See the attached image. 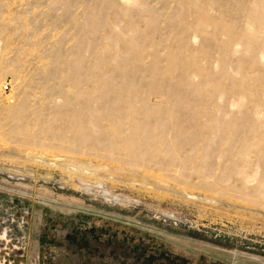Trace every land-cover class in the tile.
I'll return each instance as SVG.
<instances>
[{"label":"rangeland","instance_id":"1","mask_svg":"<svg viewBox=\"0 0 264 264\" xmlns=\"http://www.w3.org/2000/svg\"><path fill=\"white\" fill-rule=\"evenodd\" d=\"M0 264H264V0H0Z\"/></svg>","mask_w":264,"mask_h":264}]
</instances>
